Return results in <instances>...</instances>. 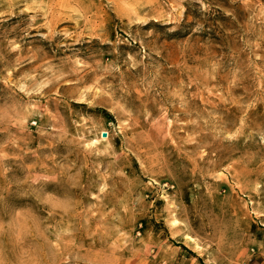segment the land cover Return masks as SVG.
Instances as JSON below:
<instances>
[{"label":"rangeland","instance_id":"1","mask_svg":"<svg viewBox=\"0 0 264 264\" xmlns=\"http://www.w3.org/2000/svg\"><path fill=\"white\" fill-rule=\"evenodd\" d=\"M258 252L264 0H0V264Z\"/></svg>","mask_w":264,"mask_h":264},{"label":"crops","instance_id":"2","mask_svg":"<svg viewBox=\"0 0 264 264\" xmlns=\"http://www.w3.org/2000/svg\"><path fill=\"white\" fill-rule=\"evenodd\" d=\"M260 257H262V253L258 252L254 257L255 259L253 258L254 261H252V263L250 264H264V262H262V259H259Z\"/></svg>","mask_w":264,"mask_h":264}]
</instances>
